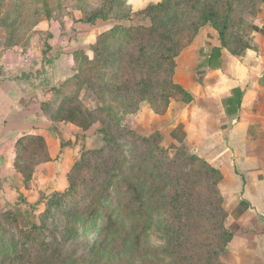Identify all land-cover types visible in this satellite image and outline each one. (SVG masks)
I'll return each mask as SVG.
<instances>
[{
	"label": "trees",
	"instance_id": "16d2710c",
	"mask_svg": "<svg viewBox=\"0 0 264 264\" xmlns=\"http://www.w3.org/2000/svg\"><path fill=\"white\" fill-rule=\"evenodd\" d=\"M262 3L162 0L154 5L148 24H123L103 33L74 90L55 89L62 95L41 103L54 122H71L85 130L98 121L103 145L83 149L67 173L68 187L46 201V214L56 209L64 212L58 217L64 228L60 237L54 234L56 224L49 226L43 216L41 225L35 226L41 235L24 247L30 229L22 227L18 218L28 211H6L0 232L5 227L9 242L21 245L5 244L2 252L0 248V264L7 258L11 264H72L75 257L63 244L81 234L76 233L77 223L86 229L89 220L95 235L90 264H225L222 256L232 233L224 225L218 171L184 146L170 153L161 145L158 132L141 134L124 117L138 112L145 101L157 114L165 112L173 97L190 101L189 92L173 81L175 57L206 24L217 31L220 45L212 46L209 53L200 47L196 68L219 67L223 48L241 55L251 48L253 33L259 29L254 19ZM105 13L97 11L82 20L93 24L98 18L106 19ZM84 86L94 94V107L83 105L79 97ZM16 147L15 168L27 186L36 165L48 160L46 146L39 136H24ZM205 207L207 216L202 213ZM155 214L164 226L159 247L147 243L145 229L153 225ZM202 219L216 220L215 238L206 234ZM46 227L49 241L43 237Z\"/></svg>",
	"mask_w": 264,
	"mask_h": 264
},
{
	"label": "crops",
	"instance_id": "0c3cea01",
	"mask_svg": "<svg viewBox=\"0 0 264 264\" xmlns=\"http://www.w3.org/2000/svg\"><path fill=\"white\" fill-rule=\"evenodd\" d=\"M254 24L259 29L251 48L241 55L223 48L216 68H196L197 49L187 69L191 79L180 84L191 100L184 106L187 120L179 145L220 174L216 187L225 228L232 233L229 264H264V3ZM218 45L219 40L207 53ZM51 70L47 66L26 78L14 69L4 76L0 72V202L8 209L24 206L22 198L30 205L41 193L63 191L83 149L76 137L86 131L71 122L51 121L41 108L66 78ZM24 136L41 137L50 158L36 165L27 186L15 168L16 145Z\"/></svg>",
	"mask_w": 264,
	"mask_h": 264
},
{
	"label": "rangeland",
	"instance_id": "374dc122",
	"mask_svg": "<svg viewBox=\"0 0 264 264\" xmlns=\"http://www.w3.org/2000/svg\"><path fill=\"white\" fill-rule=\"evenodd\" d=\"M161 1L0 0V72L4 76L8 72L7 69H14L18 77L26 78L35 76L44 67L48 66L56 74V77H58L57 74L66 77L61 82H58L54 89L57 88L66 92L74 90L76 81L82 78L81 73L88 66L87 60H93L94 49L97 47V42L102 34L111 29H118L123 24L126 26L129 24H148L152 13L155 11L154 5ZM97 11L106 12L107 18L103 20L98 18L93 24L82 20V18H87ZM262 16L263 12H260V18ZM218 40L217 31L210 24L200 27L195 32L190 44L175 57L174 74L177 73L175 74L176 76H173V81L180 85L188 81L189 78L191 79L187 69L192 68V64H194V59L197 55L196 50L200 47L209 49ZM172 92L176 97H181L178 95L179 93L176 88H172ZM54 94L57 96L62 95L59 92ZM79 97L82 99L83 105H87L89 108L95 106L94 94L85 86L79 91ZM104 98L107 97L104 96ZM184 106L185 102L173 97L170 99L165 112L157 114L145 101L140 104L138 112L126 115L124 119L131 129L141 134L149 135L150 133L158 132L161 136V145L172 153V151L180 146L179 144L185 135L184 130L187 115L185 112L186 107ZM147 109H150L151 112ZM74 125L77 126L76 124ZM100 127L101 124L98 121L85 130L79 127L82 132L86 131V134H82L81 138L76 137V141L81 140L84 150L99 148L103 145V137L100 132H97ZM66 143H61V145L65 146ZM49 159L48 157L46 161H49ZM78 160H80V157L77 158L76 162ZM33 173L34 171L32 172V176ZM54 192L41 193L37 201L30 205L22 198L23 203H25L23 204L24 206H20L21 208H10L11 210L21 212L28 211L27 216L23 214L21 218H18V222L22 227L30 229V235L22 246H29V242L36 240L41 235V232L36 231L35 226L41 225L43 216L49 223V226L52 227L53 224H56L53 227L55 229V237H60L64 231L63 226L58 221L60 219L58 217H63L64 212H59L56 209V212L51 211L53 216H51V212L45 213L46 201ZM8 208L3 201L0 202V221H4L6 211L9 210ZM200 209L202 210L203 207L201 206ZM207 211L208 209L205 207L202 213L207 216ZM156 214L159 216L157 212ZM156 214L153 225L149 226L147 224L145 225V229L148 230L147 233L149 234L147 237L149 242L147 243L159 247L163 243L162 230L164 226ZM23 216L27 219H24ZM202 221L206 234L210 235L211 239L215 238V231L212 229V226L216 220H210L209 223L203 219ZM92 223L93 221L89 220L86 229L81 228L77 223L76 233L81 234L63 244L65 248L69 249L72 256L75 257L72 264H90L88 257L90 258L92 253H90L89 249L92 247L91 245L95 239ZM0 233L1 252L5 250L3 248L5 244H7V247L14 246V248H18L21 245L20 242L15 240L14 242H9V233L6 232L5 227H1ZM46 233H49L47 227L44 229L43 237L49 241L51 236H46ZM17 236L21 237V234ZM231 241L232 238L229 243ZM227 251L226 247L222 256L225 264L230 263L227 259ZM55 261L58 260L55 259ZM44 263L46 264V262ZM3 264H11L10 259L7 258Z\"/></svg>",
	"mask_w": 264,
	"mask_h": 264
}]
</instances>
